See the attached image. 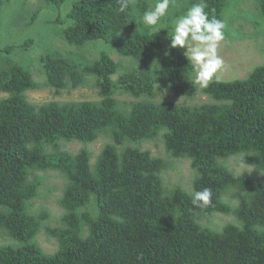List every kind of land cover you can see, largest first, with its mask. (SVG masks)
Here are the masks:
<instances>
[{
  "label": "trees",
  "instance_id": "16d2710c",
  "mask_svg": "<svg viewBox=\"0 0 264 264\" xmlns=\"http://www.w3.org/2000/svg\"><path fill=\"white\" fill-rule=\"evenodd\" d=\"M148 1L129 0L119 13V0H75L62 30L69 46L111 42L137 63L127 72L107 53L82 65L59 51L43 58L57 95L92 77L98 101L30 102L40 85L7 62L14 47L0 48V264H264V64L242 80L212 83L203 90L210 102L156 100L163 89L194 99L199 88L184 49L165 55L167 30L155 34L139 22ZM230 1L207 0L206 11L224 21ZM48 2L60 9L67 0ZM259 9L264 16V0ZM171 13L182 14L176 6ZM101 138L110 141L92 166L88 145ZM60 141L86 146L73 154ZM150 141H162L168 158L144 149ZM240 155L259 181L225 166ZM182 160L195 173L191 193L166 180ZM50 172L66 181L56 227L50 210L34 207ZM204 188L211 204L194 207V191ZM217 215L233 220L214 231ZM43 231L57 243L53 253L39 244Z\"/></svg>",
  "mask_w": 264,
  "mask_h": 264
},
{
  "label": "rangeland",
  "instance_id": "374dc122",
  "mask_svg": "<svg viewBox=\"0 0 264 264\" xmlns=\"http://www.w3.org/2000/svg\"><path fill=\"white\" fill-rule=\"evenodd\" d=\"M75 0H67L60 9L55 8L48 0H0V48L12 46L14 50L5 56L8 63H16L30 70L35 80L40 85L38 89L28 92V99L34 104H45L52 101L80 102L98 101L100 96L92 77H88L86 84L78 89L69 88L61 95L46 85V75L43 70V58L51 55L52 51H59L66 58L81 63L94 62L102 53H107L121 65L119 73H125L130 66L137 65L131 59L121 57L111 42L96 41L82 47L69 46L65 41L62 30L70 25L67 14L72 10ZM155 1L149 0V8ZM260 0H232L225 11V41L221 43L219 54L224 60V65L218 72L219 81L232 82L246 78L258 66L264 64V16L259 9ZM176 6L183 13L188 8L186 1H176L170 7V16L174 18L171 11ZM28 40H33L30 47H22ZM186 50V49H184ZM119 78V75L114 77ZM199 92L194 99L174 98L167 89H163L156 100H174L181 104H200L210 102V98ZM3 97H5L3 95ZM118 98L126 100L125 96ZM110 140L101 138L97 142L88 145L92 153L91 164L94 166L98 155ZM61 143V144H60ZM61 149H67L73 154L79 153L85 146L78 141L68 143L59 142ZM51 147L56 148L55 145ZM144 149H150L156 157L168 158L162 141H150L145 143ZM231 171L237 174H246L256 181L260 180V174L253 167L246 164L244 155L234 156L224 161ZM38 175L44 174L38 171ZM195 173L188 160L177 162V168L170 171L166 180L170 187L179 185L188 192L193 191ZM42 192L35 202V209L45 208L51 212V227L59 226L58 218L62 214L58 201L62 196V190L66 184L65 179L57 172H50L42 178ZM212 222L222 230L223 226L233 220L230 217L217 215ZM212 224V226H213ZM39 244L48 253L57 249L55 239L49 237L43 231L39 236ZM5 242V237L0 233V244ZM15 243V242H14ZM18 247V244H11Z\"/></svg>",
  "mask_w": 264,
  "mask_h": 264
},
{
  "label": "clouds",
  "instance_id": "9594fccd",
  "mask_svg": "<svg viewBox=\"0 0 264 264\" xmlns=\"http://www.w3.org/2000/svg\"><path fill=\"white\" fill-rule=\"evenodd\" d=\"M174 0H155L144 11L139 22L146 29L157 34L167 30L169 56L171 49L183 51V56L191 66V83L200 89H207L212 83L219 82L218 72L224 65L219 54L221 43L225 41V22L210 14L207 0H198L182 14L168 19ZM129 0H119V13H127ZM212 189L194 191L191 203L203 208L211 204Z\"/></svg>",
  "mask_w": 264,
  "mask_h": 264
}]
</instances>
